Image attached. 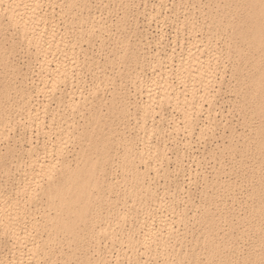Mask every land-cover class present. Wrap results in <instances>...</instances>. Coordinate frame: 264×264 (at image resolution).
Listing matches in <instances>:
<instances>
[{"label": "bare ground", "instance_id": "1", "mask_svg": "<svg viewBox=\"0 0 264 264\" xmlns=\"http://www.w3.org/2000/svg\"><path fill=\"white\" fill-rule=\"evenodd\" d=\"M48 2H51V5L57 3V5H61V8L64 7V9L68 10L76 4L77 0H50ZM81 2L83 4L88 2V0H81ZM41 3L42 0H0V17L5 18H3L5 25L9 23L15 27L22 36L20 38L23 39L25 37L27 44L35 48V57H37L36 60L38 59L39 64L38 67L36 66L38 68L36 72L41 74L40 78L37 79V81H40L33 84L36 94L41 90L46 95L53 91V95H56L53 97L56 100V107L63 105L69 108L68 113L64 112L63 114L48 116L49 120L47 121L57 118L55 125L57 124L58 127H61L63 125L61 118L66 121L68 114L72 115L77 110L81 111V106L85 105V103H90V106L86 109L88 114L84 115L86 124L82 125L81 129L76 133L78 145L73 150V154H71L73 158L68 159V157L64 156L65 154L55 157L50 155L49 150H52L50 149L51 147H48L49 149L47 150L38 151L37 145L31 141V133L30 136L28 135V145L23 148L20 147L23 152L27 153L28 160L27 163L25 161L26 167L23 166L22 171L17 173V176L13 175L17 179H21H18L17 184L13 187L15 195H13V205L11 204L12 213L8 214L4 210L5 208L0 207V230L7 231L6 233L12 237V244L20 245L21 253H24V256L20 251H18V254L17 250H12L13 247H11V256L7 258L0 255V264H22V259L26 260V262L24 261L25 264H29L32 261L34 262L33 264H41L40 259L44 262L42 264H49L48 262L54 255V252L52 255L46 249L50 243L62 254L59 258L60 264H96L97 262H105L106 256L97 255L96 259H94L95 257L93 258L94 255H91L89 251L90 245L87 244L88 240L94 238L96 244L99 232L107 238H110V236L115 237L117 234L112 228L113 225L117 223L122 228L123 224L127 222V215L124 209L118 208L115 200H112L108 195V192L112 191L113 182L112 180L104 179V171L109 161L111 166L112 163L117 164L121 171V180L119 182L124 186V190L119 192L116 198L129 195L128 197H132L133 203L139 205L141 200L148 197L154 205L152 208V219L151 216L142 217L143 219L141 218V220L143 221H138L141 224H137L138 226L130 225L126 231L124 230V233L121 231L122 234L116 239L120 244H124L125 247L121 246L122 250L126 251L127 249L133 252L131 256H134V258H129L127 252V255L125 254L127 263H119L118 257L120 259L123 253H117L113 264H157V259L149 262V258L143 256L145 259L142 260L141 256L138 258V255L136 256L135 254L139 252V255H143L149 250H152V253L153 251H162L161 253H164L163 251L166 250V255L164 254L161 264H231L237 258H240L244 264H264V0H212L206 9V14H204L206 15L205 24L207 25V30L225 31L226 33L222 50L225 57L233 58L231 64V75L232 77L234 76L233 89L238 95V106L242 111L248 113V117L243 118L242 121L243 126L247 127L248 130L236 134L238 136L236 142L229 140L226 145L224 144L223 150H227L229 154L238 153V156L236 155L237 157L231 160L230 166L217 161L218 167L213 166L211 176L202 178L203 187L199 196L201 197L200 200L198 202L192 200L185 202L183 200L185 203H183L182 208L173 206L176 197L165 199L164 191L166 190L165 194L169 193L171 187L159 190L155 187V181H152V187L151 182L146 181V172L150 166L147 163V157L152 159V166L150 167L153 168L152 172L155 175L157 172L156 168H154L155 161L158 156L163 157L166 154V147L155 148L145 144L137 148L132 137L125 135L124 131L119 134L120 130L115 127V119L122 121L125 114L129 111V104L126 100L128 97L125 98L124 95L120 97L118 92L114 91L108 98V103L106 101L105 105L103 104L106 106L105 111L107 112L104 114L105 111L102 108L101 110L96 109L93 111L92 103L94 99L91 98L96 97L95 90L92 89L95 94L93 97L92 93L86 95L79 86L76 89H73V87L67 88L68 84L72 83V64L71 60L67 62V59H63V57H65V53H70L71 55L72 50L69 46L74 45V38L67 40L68 37H65L67 27L63 26L64 30L58 28L55 21L47 16L46 11L40 10ZM52 7L54 6L50 7L51 10ZM191 35L193 34L191 33ZM197 43H199V39L195 35L186 45L187 47H182L183 49L180 53L165 52V55L157 57L158 70L156 69L152 73V78L150 79L152 82L148 83L149 85L147 84L148 89H146L145 99L142 98L143 100L136 104L142 117L140 118V120L142 119L140 128L145 123V117L150 116L147 114L151 112L154 114L164 104L172 103L181 113L180 119H182L183 125L180 124V120L172 119L170 131L175 134H178L181 128H187L188 131L194 125V121L198 120H194V113L203 109L204 102L208 105L212 103L216 88L213 93L211 90L216 82V85H219V80L217 81L215 74L217 69V64L215 63L217 51L212 47L216 45L211 46L208 43H200L204 45L202 49ZM10 45H13V43ZM28 47L26 45V48ZM9 48L11 49V47ZM68 48L69 51L67 50ZM204 48L206 53L203 54ZM10 49L7 50L0 40V65L2 64L8 69L11 68L13 71L16 69V65L13 64L14 62L12 63V59H9L11 58L9 57ZM137 52L132 47L129 50L122 49L120 57L130 56L136 58ZM60 55L63 56L61 57ZM58 56H60V59ZM56 57L58 58L56 59ZM173 61L175 64H172ZM8 69L4 70L3 76L0 77V111L6 106V104H3L2 98H5L6 103L9 104V90L16 89L19 92L18 95L22 98V104L25 105L27 117V126H25L28 131L33 125L35 128H43L44 116L41 114L46 111L47 103L42 104V102L40 105L37 104L39 102L32 103L30 100L32 91H29L32 83L28 85L26 82L28 77L26 79V76L21 75L23 77L19 78L18 85L14 81L10 83L13 77L9 76ZM171 71L173 74L175 73V83L172 79L170 80ZM9 77L11 78L10 80ZM56 89H58V93L55 92ZM18 95L16 94V96ZM107 114L112 115L108 121H106ZM65 123L66 127L58 128L60 130L59 135L53 140V144L57 143L56 149L59 150L65 148V143H68L69 124L73 122L66 121ZM1 124L0 122V127L2 126ZM55 125L51 124L53 127ZM205 125L210 126L208 124ZM1 128L0 134L2 135L3 131L1 133ZM200 129L203 130V128ZM51 130L50 127L49 131ZM160 130L162 129L160 128ZM199 130L195 131L199 132ZM46 132L49 134L48 131ZM50 133L52 134V132ZM114 135L116 136L115 141L112 140ZM48 136L50 137V135ZM4 140L6 139L4 138ZM69 143L71 144V141ZM115 143H119L122 146L121 153L118 151L115 153L118 158L117 161H113L110 154V149L114 148ZM17 149L15 147L5 149L3 153H0V162L4 163L5 160L13 158L15 152L19 153ZM46 151H49V153L47 152L48 155L44 154ZM211 157L214 160L218 158L214 157L213 154ZM248 159L252 163L249 164L247 169L246 161ZM141 164H144V169ZM237 167L247 170L243 177L251 181V184L245 192V205H241L238 210H235L232 204L233 195H230V202L228 203L218 193L220 190H234L233 187L236 184L232 177L234 176V169ZM168 173L170 172H167V175ZM188 173L190 174V172ZM172 186L181 191L178 194L181 193L183 195L182 198L190 195L189 191L185 190L187 187L184 189L180 182H175ZM207 188L211 189L207 190ZM41 201L44 202L42 203ZM25 203H29L28 207ZM0 205L3 207L6 204ZM156 209H161L162 211L155 213ZM188 209L193 211L191 221H188L189 216L186 214ZM138 210L140 211V208ZM104 212H106V215L102 216ZM108 214L115 215L112 216V221L116 220V222L111 224V219H108L109 216L107 217ZM179 221H184V225L187 224L181 233L178 228L175 229V226L179 225ZM97 224L100 228H98ZM225 226H227L226 229H224ZM120 227L119 230H121ZM234 227L236 228V233L230 230ZM185 233L194 234L188 244L182 245L184 242L181 238L184 237ZM236 236L239 237L238 240ZM250 236L246 249L240 250L239 242H244ZM57 244H60L62 248L56 246ZM65 244L68 251L63 250ZM95 244L93 245L95 246ZM83 249L86 251L82 254L79 253L80 255L78 256L77 251ZM106 249H104V252ZM97 254L99 253L97 252ZM79 257L80 259H78ZM121 260L124 259L122 258Z\"/></svg>", "mask_w": 264, "mask_h": 264}, {"label": "rangeland", "instance_id": "2", "mask_svg": "<svg viewBox=\"0 0 264 264\" xmlns=\"http://www.w3.org/2000/svg\"><path fill=\"white\" fill-rule=\"evenodd\" d=\"M48 1L50 0H42V3H41L42 8L40 7V10L42 9L45 10L47 13V16H49V18H52V20L55 21V24L58 25V28L64 30L65 29L64 27H67L66 29L67 32L65 33V37L66 38L68 37L67 40H72L74 38V42H73L74 45L72 44L73 46L71 45L69 46L71 47V50H72V51L70 50L71 55L70 53H65V57H63V59H67V62L71 60L70 62L72 64V74H73V77L71 78L72 83L68 84L67 88L73 87V89H76L77 86H79L86 95L92 93L94 97V95L96 94V97L91 98V99H94L92 103L94 107L93 111L96 109L101 110V108L103 111H105L106 106L104 105L114 91L118 92V95L120 97H122V95H124L125 98L128 97V99L126 98V100L128 101L127 103L129 104L128 105L129 111L125 114V117L123 118L122 121L115 119V122H114L116 129L120 130L118 133L121 134V132L124 131L126 133L125 135L132 137L135 146L137 145L136 146L137 148L141 147L142 145L149 144L151 147L160 148L161 146H165L167 149L165 151L166 154L163 157L158 156L157 160L155 161L156 163L154 162L155 163L154 168H156L157 170L155 175H154V172H152L153 168L150 167L152 166V159L151 158L149 159L147 157V163L150 164V166L146 172L147 174L146 181L151 182V187H152V181H155L156 183L155 187H157L159 190L169 189L171 187L169 193L165 194L166 190L164 191V196H165V199L167 198L169 199L170 197H173V198L176 197V199H174V202H173V206L175 208L177 207L182 208L183 203H185L187 200L189 202L190 200L194 202H198L201 198L199 196L201 193V189L203 187L202 178L204 176L210 177L213 166L218 167L217 166L218 162H222L226 166H230L231 160L238 156L237 152H235L234 154H229L227 150H223V146H225L229 140L236 142L238 138L236 134H239L240 132L244 130L245 131L248 130L247 127H244L242 124L243 118L248 117V113L242 111L241 108L238 106V95L233 89L234 76L232 77L231 75V64L233 62V58L227 57V56L225 57V54L223 53V50H222L223 45H224L223 40H224V36H226V33L225 31L207 30V25L205 24L206 15L204 14H206V9L210 5L209 3H211L212 0H206V1L205 0H183V1L182 0H179V1L178 0L176 1L175 0H165V1L164 0H88V2L83 3V4L81 0H77L76 4L70 7V9L68 10L64 9V7L61 8L60 7L61 5L59 4L57 5V3L51 5V2L49 3ZM164 4H166L167 6ZM51 6H54L52 7V10L53 9L55 10L52 11L50 9ZM3 18L4 17L2 18L0 17V40L2 41V43L4 44L7 50L10 49L9 47H11L10 53L12 54L9 53V57H11L9 59H12V63L14 62L13 64L16 65L17 70L14 69L12 71L11 68L8 69V67L6 68L1 64L0 65V77L3 76V71L7 69L9 72V76L11 78L12 77L14 78V79L12 78V81H10V83L14 81L16 85H18L19 78L21 79L23 76L24 77L26 76V79H27L28 77L26 82L28 83V85H31L32 83V87L29 88V91L30 92L32 91L31 97H30V100L32 101V103L39 102L37 104L40 105L43 102L42 104L47 103V106H48L46 111L41 114L44 116L43 118L44 124L42 126L43 128H41L43 132L41 131V129L35 128L34 125L32 126L33 129L32 127L29 129L30 131L29 132L28 128L26 127L27 117L25 113L26 112L25 105L22 104L23 102H21L22 98L18 95L19 92L16 89L9 90L10 91L9 104L6 103L5 98H2L3 104L4 105L6 104V106L0 111V122L2 123L1 124L2 128L0 127L1 133L3 131L2 133L3 136L0 134L1 135L0 153H3V151H5V149L9 147L11 149L15 147L16 149L18 148L17 151L19 150V153L15 152L16 157L15 155H13L14 156L13 158L5 160L4 163L0 162V204L2 205L6 204L3 207L0 205V207L5 208L4 210L8 214H10V212L12 213L11 204L13 205V195H15L13 187L15 186V184H17L18 179H21V178L17 179V177L15 176L18 175L17 173H20L22 171L23 166L26 167L25 161L27 163V160H28L27 155H26L27 153H25V151L23 152L22 148L28 145V139H29L30 133H31V141L33 142V144L37 145L36 148L38 151H42L43 149L47 150L51 147L50 149L52 150H49L50 153L49 151H46L44 153L45 155H48L49 153L50 155H53L55 157V156H60V155L65 154L64 156L66 158L68 157V159H71L73 158L71 154H73L74 152L73 150L78 145L76 133L79 129H81L82 125L86 124L85 116L88 114V110L86 109L90 106V103H85V105L81 106V111L77 110L73 112L72 115L68 114V116L66 117L67 119L66 121L73 122L72 124L71 123L69 124L70 133L68 134L69 136L68 143L66 142L64 145L68 153L65 148L61 149L63 152L59 149H56L57 143L53 144L54 142L53 140H55V138L58 137L59 132H60L59 129L66 127L65 126L66 121H64V119L61 118L60 120L63 123V125L61 127H58L57 124H56L57 126L55 125V122H57L58 120L57 118L52 121H47V120H49L48 118L51 117L52 115H58L59 113L63 114L64 112L68 113L69 108L63 105L56 107V104H55L56 100L53 98L56 95L55 96L53 95V91L51 93L49 92L48 94L49 96L46 95V93L43 92L42 90L40 92H37L36 94L33 84L35 82L40 81V80L37 81V79L40 78L41 74L36 72V70L38 71L37 67L39 64H38V59L36 60L37 57H35V48L33 46L30 47V45L27 44L25 37H23V39L20 38L22 36L21 34L17 32V29L15 27H13L9 23L5 25L4 24L5 18L4 19ZM201 24L203 25V28ZM191 33L193 35H191ZM195 35L197 36V39H199V43L197 44L200 46V48L204 47V45L200 43H204V44L208 43L211 46L216 45L212 47H214L217 51L216 59H215V63L217 64L216 65L217 69L215 71V74H216L217 81L219 80V85H216L217 84L216 82L213 89L211 90L213 93L216 88L215 94H214L215 96L212 100V103L208 105L206 102H204L203 109H201L199 112H195L194 116L192 115L194 117V120L195 119H198V120L194 121L195 122L194 125L188 131H187V128H183L184 130L181 128L182 130L180 129L178 134L172 133L170 131V125H171L172 119H178V121L180 120L179 121L180 124L183 125L182 119H180L181 113L179 112L178 109L174 107V105H172V103L164 104L162 108L160 110L158 109V111L154 112V114L152 112L147 114L150 116L145 117V120H144L145 125L143 124V127L141 126L140 128V125L142 124L141 122L142 119L140 120V118L142 117L138 110V106L136 104H139L143 99H145L146 89H148L147 84L148 83L150 84L152 82L150 80L152 78L151 77L152 73L156 69L158 70L157 68L158 66L156 64L157 57L160 55H165L167 52H173L174 54L180 53L183 48L187 47L186 45H188L189 41H191L192 37ZM218 35L220 36L218 37ZM14 39L16 42L14 41ZM11 43H13V45H10ZM26 45L27 47L28 46L29 47L26 48ZM131 47L135 49L136 52L139 50L137 52L136 58L130 57V56L120 57L122 49L129 50ZM67 50L69 51V48ZM205 51L206 50L204 48L203 54L206 53ZM60 56H58L59 59H60ZM58 57H56V59ZM218 59L219 61L221 60L222 61L219 62ZM172 64H175V62L173 61ZM37 74L39 75L37 76ZM171 74H170V80L172 79V81L175 83L176 82V78L174 75L175 73L173 74L172 72ZM10 77H9V80L11 79ZM92 89L96 91L95 94L92 92L93 91ZM56 90L55 92L58 93V89ZM14 92L18 96H16ZM211 109L212 111H210ZM47 111L48 113H46ZM106 113L107 112L105 111L104 114ZM206 113L207 114L209 113V115H207ZM107 116L108 117L106 118V121H108V119L112 115L107 114ZM208 118L210 121L208 120ZM149 121H150V125H149ZM51 124L53 126L55 125V127L51 126ZM205 124H208L210 126H207ZM205 126L208 128V130ZM47 127L49 129L51 127L52 130L49 131ZM44 128L46 129V131L49 132V134L45 131ZM74 128L76 129L74 130ZM160 128L162 130H160ZM198 128L199 129L203 128V130L201 129L199 130ZM35 129L37 130V132ZM39 130L45 135L42 134ZM195 130H199V132ZM50 132H52V134ZM183 133L185 134V136ZM46 134H47V137H46ZM48 135H50V137ZM173 135L175 136L173 137ZM4 138L6 140H4ZM46 138H49V139H46ZM115 139H116V136L114 135L112 137V140L115 141ZM70 141H71V144L69 143ZM72 144H73V147H72ZM116 151H118L119 153H121L122 151V146L119 143L117 144L115 143L114 148L110 149L111 159L113 161L114 160L117 161L118 159L117 155L115 154ZM212 154L214 157H218V158L214 160V158L211 157ZM228 154L230 155V157ZM246 162H247L246 164H247V169H248L249 164H251L252 161L248 159ZM164 163L167 165H165ZM141 167H143L144 169V164L143 165L141 164ZM246 171L247 170H242L241 168H238V167L235 168L234 173H233L234 176L232 177V179L234 180L236 184L233 187L234 190L232 189L231 190L230 189L220 190L218 193L219 196L221 195L222 199H226L228 203L230 202V195L232 194L234 197L232 204L234 205L235 210H238L241 205H245V202H244L245 192L247 189H249L250 184H251V181L244 179L243 177L246 174ZM120 172L121 171L118 168L117 164L112 163V166H111V162L109 161L104 171V179L109 180V181L112 180L113 182L111 186L112 191L108 192V195L112 198V200H115L118 208L124 209V212L127 215V222L123 224L124 226L122 228L117 223L113 225L112 228L114 229L115 234H117V236L115 237L110 236V238L109 237L107 238L106 236L101 235V232H99L98 241L96 244H95L96 241L94 240V238H90L88 240L87 244L90 245L89 251L91 255L92 254L94 255L93 256V258L95 257L94 259H96L98 256H101V257L106 256L105 262H99V263L97 262L96 264H103V263L113 264L114 257L115 255H117V253H123L122 256H120V259L118 257L119 263L121 262L127 263V258H126L127 252H128L129 258L131 259L132 257L134 258V256H131L133 252L127 249L126 251L124 249L122 250L121 248L125 247L124 244H120L116 239L122 233H124V230L126 231V229L130 227V225L136 226L137 224H141L138 221L139 220L140 222L143 221L141 220L142 217L147 218L148 216L149 217L151 216V219H152V208L154 205L152 203V200L150 201L148 197H146L147 199L145 198L141 200V203H139V205L134 204L132 197H128L129 195L119 196L116 198L117 194H119V192L124 190L123 184L119 182L121 180ZM167 172H170V173H168L167 175ZM188 172H190V174ZM175 182H180L183 185L184 189L187 187L188 189L186 188L185 190L189 191L190 195L186 198H182L183 195L181 193L178 194V192H181V191L176 189L174 186H172ZM210 189L211 188H207V190H210ZM105 190L107 191V189ZM8 197H11L12 199ZM41 202L43 203L44 201H41ZM25 204L28 207L29 203L28 204L25 203ZM137 207L138 209L140 208V211L137 209ZM6 209H10V210H6ZM158 209H156L157 211L155 210V213H160L162 211L161 209H160L161 211ZM168 212L167 214L171 216V214ZM240 212H242V210H240ZM104 213L102 214V216L106 215V212ZM186 214H188L189 216L188 221H191L193 211L188 209ZM112 216H115V215L113 214L107 215L108 219H111V224L113 222H116V220L112 221L113 219ZM180 222L183 224H181ZM189 225L191 226V224ZM97 226L98 228H100L98 224ZM186 226L187 224L184 225V221H179V225L178 226L176 225L175 229L178 228V230H180L179 232L181 233ZM119 227L121 230H119ZM226 228L227 226H225L224 229ZM230 230L236 233L235 227L231 228ZM6 232L7 231L0 230V255L8 258L11 256V250H10L11 247H13L12 250H17V252L20 251V253L22 249L20 248V245L16 246V243L12 244V240H11L12 237ZM194 233H185L184 237L181 238V240L184 242L182 243V245H184L185 243L188 244L189 243L188 241H190L191 236ZM236 238L237 240L239 239L238 236H236ZM250 238L251 236L245 239L244 242H239L238 246L240 250L246 249V247L248 246V240ZM93 244H95V246ZM56 246H58L59 248H62L60 244H57ZM63 248H64L63 250L68 251L66 244L63 246ZM46 249H48L47 251L51 252L52 255L54 252L52 259L49 262L47 261L48 259L46 261L49 264H60L59 258L60 256H62V254L59 253V251H57L58 249L51 243L47 246ZM104 249H106L105 252H104ZM84 251L86 250L85 249L78 250L77 251L78 256L84 253ZM97 252L99 254H97ZM150 252L152 253V250H149L146 254H143V255L142 254L139 255V252L135 254L136 256L138 255L137 256L138 258L139 256H141L140 258L142 260L145 259L143 257L145 256L149 258V262H152L154 259H157V264H161L163 262V257L166 255V250L163 251L164 253H161L162 251L161 252L153 251L152 255ZM158 253L162 255L159 256ZM21 254L24 256V253H21ZM122 258L125 260V262L124 260H121ZM78 259H80V257ZM24 261L26 262V260L22 259V264H25ZM39 261L42 264L43 262L42 259H40ZM33 263L34 262L32 261L29 264H33ZM231 264H244V263L240 258H237L235 262L234 263L232 262Z\"/></svg>", "mask_w": 264, "mask_h": 264}]
</instances>
